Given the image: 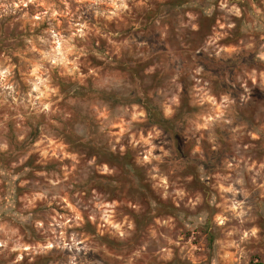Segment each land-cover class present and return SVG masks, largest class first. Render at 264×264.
<instances>
[{"label":"rangeland","instance_id":"rangeland-1","mask_svg":"<svg viewBox=\"0 0 264 264\" xmlns=\"http://www.w3.org/2000/svg\"><path fill=\"white\" fill-rule=\"evenodd\" d=\"M0 264H264V0H0Z\"/></svg>","mask_w":264,"mask_h":264},{"label":"trees","instance_id":"trees-1","mask_svg":"<svg viewBox=\"0 0 264 264\" xmlns=\"http://www.w3.org/2000/svg\"><path fill=\"white\" fill-rule=\"evenodd\" d=\"M148 116H149V121H152L153 124H155V121H154V116L150 113H148Z\"/></svg>","mask_w":264,"mask_h":264}]
</instances>
